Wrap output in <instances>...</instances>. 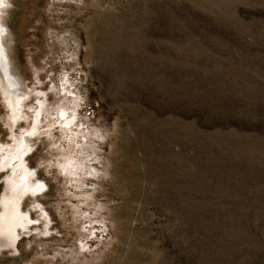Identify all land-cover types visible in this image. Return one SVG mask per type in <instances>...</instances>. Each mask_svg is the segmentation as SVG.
<instances>
[{
	"label": "rangeland",
	"instance_id": "obj_1",
	"mask_svg": "<svg viewBox=\"0 0 264 264\" xmlns=\"http://www.w3.org/2000/svg\"><path fill=\"white\" fill-rule=\"evenodd\" d=\"M0 264H264V0H3Z\"/></svg>",
	"mask_w": 264,
	"mask_h": 264
},
{
	"label": "bare ground",
	"instance_id": "obj_2",
	"mask_svg": "<svg viewBox=\"0 0 264 264\" xmlns=\"http://www.w3.org/2000/svg\"><path fill=\"white\" fill-rule=\"evenodd\" d=\"M14 219H15V218H11V222H12ZM8 220H9V219H8ZM11 222H10V223H11Z\"/></svg>",
	"mask_w": 264,
	"mask_h": 264
},
{
	"label": "snow or ice",
	"instance_id": "obj_3",
	"mask_svg": "<svg viewBox=\"0 0 264 264\" xmlns=\"http://www.w3.org/2000/svg\"><path fill=\"white\" fill-rule=\"evenodd\" d=\"M0 3H3V0H0Z\"/></svg>",
	"mask_w": 264,
	"mask_h": 264
}]
</instances>
